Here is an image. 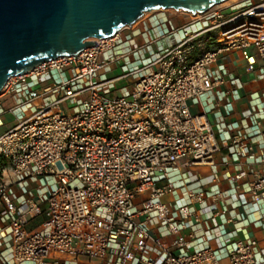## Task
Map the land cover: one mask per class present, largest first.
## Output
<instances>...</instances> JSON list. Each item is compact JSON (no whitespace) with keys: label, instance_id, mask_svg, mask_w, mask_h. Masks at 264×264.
<instances>
[{"label":"built area","instance_id":"2783aa9c","mask_svg":"<svg viewBox=\"0 0 264 264\" xmlns=\"http://www.w3.org/2000/svg\"><path fill=\"white\" fill-rule=\"evenodd\" d=\"M150 17L156 24L143 31L124 27L6 83L0 156L11 182L1 176L0 264H258L264 258L256 240L225 228L236 208L264 204V147L256 152L248 129L236 126L217 137L206 113L190 108L221 86L236 93L237 80L224 67L210 74L220 55L253 48L264 65V0L140 19ZM117 63L121 74L107 78ZM222 150L228 190L217 183ZM197 168H210L208 184L193 175ZM29 182L45 190L35 194ZM13 185L23 189L20 198ZM40 216V227L28 230ZM150 222L171 238L169 247L151 233ZM204 227L216 236L190 251L188 239Z\"/></svg>","mask_w":264,"mask_h":264},{"label":"water","instance_id":"95a60500","mask_svg":"<svg viewBox=\"0 0 264 264\" xmlns=\"http://www.w3.org/2000/svg\"><path fill=\"white\" fill-rule=\"evenodd\" d=\"M227 0H0V94L8 80L76 56L157 10L203 13Z\"/></svg>","mask_w":264,"mask_h":264},{"label":"crops","instance_id":"0c3cea01","mask_svg":"<svg viewBox=\"0 0 264 264\" xmlns=\"http://www.w3.org/2000/svg\"><path fill=\"white\" fill-rule=\"evenodd\" d=\"M154 19L150 17L145 20H138L132 26V31H143L155 25ZM170 41L171 38L163 39L164 44H169ZM248 61L253 62L254 70L248 69ZM219 67H224L237 80L236 85L232 87L236 90V93L231 91V86L229 85L215 88L207 93L198 105H191V111L194 113H206L217 137H219L220 133H233L232 127L234 126H236L237 130L248 129V133L251 134L250 141L254 144L255 151L258 152L259 147H264V65L259 60L255 50L248 48L242 52L229 51L220 55L216 64L209 69L210 74ZM224 93H227L226 97H222ZM227 104H230L229 109L226 108ZM254 120L260 121L258 128H255ZM225 155L226 150H222L217 155L216 165L217 183L222 190L230 188L229 183L223 179V170L219 164L220 158ZM192 173L198 178L200 183L208 184L210 182V168H197ZM2 175L3 182L9 184L11 182L9 169L3 172ZM12 189L17 198L23 195V189L20 185H13ZM28 190L35 194H41L45 189H42V186L37 182H29ZM241 191L239 189L238 193H241ZM248 210L250 211L248 212ZM262 214H264V204H251L248 209L238 207L232 214L234 221L230 225L225 226V228L227 231L237 230V237L240 239L250 238L256 240L258 250L264 251V215ZM43 219V216H40L31 220L27 224V229L30 231L38 229ZM149 225L151 233L161 237L164 244L169 247L171 238H166L162 232L155 228L154 222H150ZM216 233L215 230H209L206 227L196 230L195 238L193 240L188 239L192 243L190 251L197 249L199 244L209 243L216 236ZM186 234L185 232L184 236ZM153 251L154 253L156 252V250ZM258 264H264V258H259Z\"/></svg>","mask_w":264,"mask_h":264},{"label":"rangeland","instance_id":"374dc122","mask_svg":"<svg viewBox=\"0 0 264 264\" xmlns=\"http://www.w3.org/2000/svg\"><path fill=\"white\" fill-rule=\"evenodd\" d=\"M233 1H234V0H233ZM231 2H232V1L228 2L227 4H229V3H231ZM227 4H226V5H227ZM173 12H174L173 10H157V11L147 12V13H145V15H142V17L151 16V15H157V14H162V13L170 14V13H173ZM211 47H212V45H210V48H211ZM194 56H195V55H194ZM120 66H121L120 63H117V66H113V68H112V72L109 73V74H107V78L115 77V76L121 74ZM126 82H127V81H126ZM119 84H120V83H119ZM121 84L124 85V84H125V81H123ZM68 108L71 109L72 106H71L70 104H68ZM4 121H5L6 123L10 122V121H11V117H7V118L5 117V118H4ZM8 169H9V167L6 168L3 172L7 171Z\"/></svg>","mask_w":264,"mask_h":264},{"label":"trees","instance_id":"16d2710c","mask_svg":"<svg viewBox=\"0 0 264 264\" xmlns=\"http://www.w3.org/2000/svg\"><path fill=\"white\" fill-rule=\"evenodd\" d=\"M9 167V163L6 159L0 156V179L2 176L3 171Z\"/></svg>","mask_w":264,"mask_h":264},{"label":"bare ground","instance_id":"6f19581e","mask_svg":"<svg viewBox=\"0 0 264 264\" xmlns=\"http://www.w3.org/2000/svg\"><path fill=\"white\" fill-rule=\"evenodd\" d=\"M230 1H233V0H227V1H225L224 3H222L221 5H226V4H227L228 2H230ZM179 12H180V11H179ZM134 24H135V23H134ZM134 24H133V25H134ZM133 25H132V26H133ZM115 35H116V34H115ZM115 35H113V36H115ZM113 36H112V37H113Z\"/></svg>","mask_w":264,"mask_h":264}]
</instances>
